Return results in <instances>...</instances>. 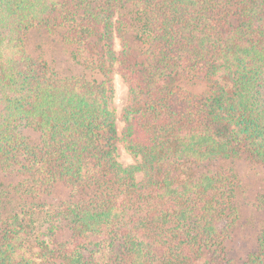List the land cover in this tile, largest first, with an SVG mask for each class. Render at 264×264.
I'll list each match as a JSON object with an SVG mask.
<instances>
[{
    "label": "trees",
    "instance_id": "16d2710c",
    "mask_svg": "<svg viewBox=\"0 0 264 264\" xmlns=\"http://www.w3.org/2000/svg\"><path fill=\"white\" fill-rule=\"evenodd\" d=\"M41 31L79 74L28 50ZM239 161L264 178V0H0V264H264V190L231 255Z\"/></svg>",
    "mask_w": 264,
    "mask_h": 264
},
{
    "label": "rangeland",
    "instance_id": "374dc122",
    "mask_svg": "<svg viewBox=\"0 0 264 264\" xmlns=\"http://www.w3.org/2000/svg\"><path fill=\"white\" fill-rule=\"evenodd\" d=\"M26 45L28 50H30L34 55H43V57L50 62V64L63 75H76L79 74L81 69L73 65V61L70 60L69 49L63 47L58 39V35L54 33H46V32H32L27 40ZM67 49V51H66ZM116 53L120 51L119 41H116L115 44ZM194 90L202 91V87H194ZM114 100L113 106L116 114V130L118 141L116 142V154L115 157L117 161L123 167L134 166L137 163V160L129 155L122 143L120 142L121 130L123 127V123L121 121V112L127 101V86L124 80L120 76H116L114 80ZM234 169L238 174V177L242 181L245 194H243L241 203L246 205L247 207L242 208V223L240 228H236L234 231V240L233 251L231 253L232 256H240L244 257L245 253L249 250H253L255 248L256 242V233L257 228L250 227L246 223V219H252L253 222H258L253 218L257 215L253 208H250L249 204L251 200L253 201L254 197L258 192L264 190V178L263 174L256 170L254 167H250L247 163L243 161L235 162ZM137 180L141 179V175L137 174ZM18 210L17 204H9L4 207V212L14 213ZM263 210L257 211L258 217H263ZM255 224V225H257ZM239 252V253H238ZM204 259L196 261L194 264H204Z\"/></svg>",
    "mask_w": 264,
    "mask_h": 264
}]
</instances>
